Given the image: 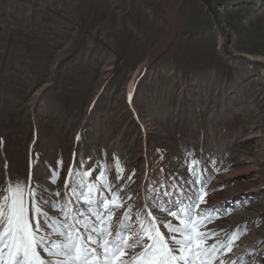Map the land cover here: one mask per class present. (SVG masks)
<instances>
[{
	"label": "rangeland",
	"instance_id": "374dc122",
	"mask_svg": "<svg viewBox=\"0 0 264 264\" xmlns=\"http://www.w3.org/2000/svg\"><path fill=\"white\" fill-rule=\"evenodd\" d=\"M189 152L211 217L199 230L233 244L215 264H264V0H0V196L30 163L34 181L63 190L74 153L106 161L114 181L115 154L133 192L118 225L133 201L135 221L161 155L167 174L192 179ZM153 215L167 237L176 220Z\"/></svg>",
	"mask_w": 264,
	"mask_h": 264
},
{
	"label": "snow or ice",
	"instance_id": "6c2138e0",
	"mask_svg": "<svg viewBox=\"0 0 264 264\" xmlns=\"http://www.w3.org/2000/svg\"><path fill=\"white\" fill-rule=\"evenodd\" d=\"M190 156V152L185 155V168L192 179L167 174L163 155L158 176L153 177L149 166L142 208L134 221L135 202L128 204L118 225L112 223L113 214L133 195L125 192L122 158L114 154L112 181L106 161L97 164L91 157H82L77 164L74 153L63 190L34 181L30 163L27 183L7 178L0 196V264H215L218 254L225 249L230 252L233 244L231 239L215 240L216 233L199 230L201 221L206 223L211 217H205L200 207L207 203L204 169L199 158L189 160ZM62 163L58 160L57 168L49 166L48 179L53 186L58 184ZM133 176L135 170L127 181L132 182ZM117 183L120 187L113 191ZM154 211L176 220L175 224L166 223L167 237L157 226ZM129 236L135 237L131 243ZM136 247L141 251L125 257V249Z\"/></svg>",
	"mask_w": 264,
	"mask_h": 264
}]
</instances>
